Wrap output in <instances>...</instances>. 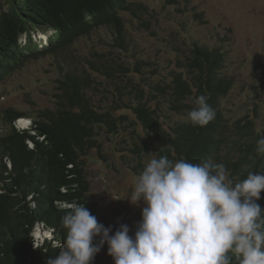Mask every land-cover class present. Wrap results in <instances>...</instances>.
<instances>
[{"label":"trees","instance_id":"trees-1","mask_svg":"<svg viewBox=\"0 0 264 264\" xmlns=\"http://www.w3.org/2000/svg\"><path fill=\"white\" fill-rule=\"evenodd\" d=\"M126 13L149 28V20L143 18L146 5L132 0H0V83L37 56L51 54L62 60L56 61L59 76L52 108L36 109L31 116L13 107L3 110L0 264H47L65 240L67 230L60 220L70 206L84 205L95 216L84 158L96 150L106 160L99 138L117 133L126 120L120 111H130L135 124L157 143L156 159L199 163L211 157L225 166L233 181L250 171L264 172V156L256 152L264 128H257L248 114L229 119L222 109L232 79L224 71L221 47L193 40L185 49L177 48L176 69L168 80H151L141 76V59L130 64L114 55L130 43ZM202 15L194 14L205 22ZM32 29L51 32L43 50L20 44L19 37ZM98 30L107 35V50L94 49L74 59V42ZM201 95L215 118L193 126L187 113ZM28 116V127H16L17 119ZM130 133L133 145L127 150L138 161L133 170L139 176L145 167L141 161L151 150L137 133ZM257 203L264 208V190ZM232 264H238L234 255Z\"/></svg>","mask_w":264,"mask_h":264},{"label":"rangeland","instance_id":"rangeland-1","mask_svg":"<svg viewBox=\"0 0 264 264\" xmlns=\"http://www.w3.org/2000/svg\"><path fill=\"white\" fill-rule=\"evenodd\" d=\"M132 1L146 5L148 14L143 18L149 20V28L142 27L131 14H123L130 43L126 51H115V56L130 64L141 59L145 64L141 76L154 81L168 80L170 71L176 69L177 48L185 49L193 40L219 46L224 52V71L232 79L231 89L221 100L225 115L234 119L248 114L257 128H264V0ZM197 12L203 14L201 19L205 22L194 16ZM50 34L49 30L32 29L22 34L19 42L40 51L45 48ZM103 39L108 38L102 30L79 38L71 49L73 58L79 60L94 49L106 51L109 45ZM57 59L62 63L60 57L51 54L37 56L0 83V135L5 132L2 116L7 107L23 110L31 116L36 109L54 106L55 79L59 76ZM119 113L125 115L126 120L119 125L117 133L103 134L99 138L106 160H101L96 150H91L84 158L85 173L90 204L98 222L106 227L112 225L113 232L119 224H127L131 235L143 204L133 205L127 199L138 177L133 170L138 161L127 150L133 145L130 132L137 133L139 139L150 146L151 153L142 159L143 165L154 158L158 145L135 124L130 111ZM30 116L17 119L16 127H28ZM92 264H114L106 243Z\"/></svg>","mask_w":264,"mask_h":264},{"label":"clouds","instance_id":"clouds-1","mask_svg":"<svg viewBox=\"0 0 264 264\" xmlns=\"http://www.w3.org/2000/svg\"><path fill=\"white\" fill-rule=\"evenodd\" d=\"M214 118L203 95L187 113L193 126ZM256 143L264 156V138ZM262 190L264 172L233 181L211 157L199 163L153 158L127 198L143 204L134 233L123 223L113 232L84 205L73 204L60 220L65 240L47 264H91L105 243L114 264H232L233 255L238 264H264Z\"/></svg>","mask_w":264,"mask_h":264},{"label":"bare ground","instance_id":"bare-ground-1","mask_svg":"<svg viewBox=\"0 0 264 264\" xmlns=\"http://www.w3.org/2000/svg\"><path fill=\"white\" fill-rule=\"evenodd\" d=\"M19 121H20L21 123H25L24 119H20Z\"/></svg>","mask_w":264,"mask_h":264}]
</instances>
